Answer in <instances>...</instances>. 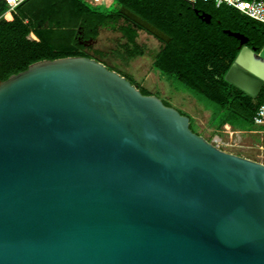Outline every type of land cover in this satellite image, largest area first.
I'll return each mask as SVG.
<instances>
[{"label":"water","instance_id":"95a60500","mask_svg":"<svg viewBox=\"0 0 264 264\" xmlns=\"http://www.w3.org/2000/svg\"><path fill=\"white\" fill-rule=\"evenodd\" d=\"M225 32L224 80L255 97L264 46ZM0 264H264V164L92 58L35 62L0 82Z\"/></svg>","mask_w":264,"mask_h":264},{"label":"trees","instance_id":"16d2710c","mask_svg":"<svg viewBox=\"0 0 264 264\" xmlns=\"http://www.w3.org/2000/svg\"><path fill=\"white\" fill-rule=\"evenodd\" d=\"M114 1L117 9L108 13L100 5L93 7L83 0H25L8 11L0 0V82L43 60L86 57L101 63L89 54V43L98 38L101 27L118 21L122 24L117 32L125 41L119 58L126 61L142 55L143 50L136 44L137 31L142 29L119 14L124 8L169 38L167 43L159 41L152 68L215 105L218 114L210 117L215 130L223 125L235 130V122L253 126L252 118L264 98V83L256 96L250 97L224 80L240 48L225 31L241 35L246 39L245 47L259 52L264 46L262 24L232 8H215L209 2ZM195 12L209 16V22ZM115 72L135 85L129 77ZM136 88L142 95H152Z\"/></svg>","mask_w":264,"mask_h":264},{"label":"rangeland","instance_id":"374dc122","mask_svg":"<svg viewBox=\"0 0 264 264\" xmlns=\"http://www.w3.org/2000/svg\"><path fill=\"white\" fill-rule=\"evenodd\" d=\"M100 8L104 12L112 13L117 9L114 0H103ZM122 21L110 23L99 29L98 38L91 43L88 52L100 59L106 67L129 77L135 87L145 89L152 95L166 102L190 120L193 133L202 136L208 142L225 143L223 151L246 159L264 164V127H254L235 122V133L223 129L222 133L210 125V117L218 114V108L186 89L174 79H168L152 68L154 54L160 47V42L143 30L137 31L136 44L143 50L142 55L122 61L118 53L125 41L117 32V26ZM33 39V36H31ZM254 133H244L252 132Z\"/></svg>","mask_w":264,"mask_h":264},{"label":"built area","instance_id":"2783aa9c","mask_svg":"<svg viewBox=\"0 0 264 264\" xmlns=\"http://www.w3.org/2000/svg\"><path fill=\"white\" fill-rule=\"evenodd\" d=\"M8 7V11H12L18 5H20L25 0H2ZM90 6H99L103 0H83ZM188 2L194 4L199 1L202 3H211L215 8L221 6L232 8L239 12L241 15L246 16L249 19H252L264 26V0H187ZM252 125L254 127H264V98L262 103L258 106L253 118ZM225 129L228 132L235 133L236 130H233L228 125H223L218 132L222 133V130ZM242 131H239V133ZM244 132V133H254ZM243 133V132H242ZM216 147L223 151L222 148L226 147L225 143L220 141H214Z\"/></svg>","mask_w":264,"mask_h":264},{"label":"flooded vegetation","instance_id":"af4514ba","mask_svg":"<svg viewBox=\"0 0 264 264\" xmlns=\"http://www.w3.org/2000/svg\"><path fill=\"white\" fill-rule=\"evenodd\" d=\"M196 15L198 16V17H201L202 15H203V13H201V12H196ZM202 19V18H201ZM234 38V37H233ZM237 40V39H236ZM159 41V40H158ZM238 41V40H237ZM94 42V41H93ZM93 42H90L89 44L91 45V43H93ZM239 42V41H238ZM89 45V46H90ZM239 47H240V45H239Z\"/></svg>","mask_w":264,"mask_h":264},{"label":"bare ground","instance_id":"6f19581e","mask_svg":"<svg viewBox=\"0 0 264 264\" xmlns=\"http://www.w3.org/2000/svg\"><path fill=\"white\" fill-rule=\"evenodd\" d=\"M32 38V37H31ZM34 39V38H33Z\"/></svg>","mask_w":264,"mask_h":264}]
</instances>
